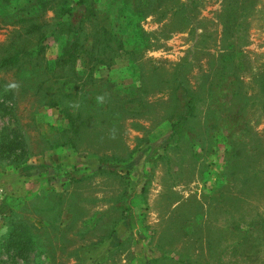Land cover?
I'll use <instances>...</instances> for the list:
<instances>
[{
    "label": "rangeland",
    "instance_id": "374dc122",
    "mask_svg": "<svg viewBox=\"0 0 264 264\" xmlns=\"http://www.w3.org/2000/svg\"><path fill=\"white\" fill-rule=\"evenodd\" d=\"M27 1L0 15V60L33 44L13 23ZM92 1L129 42L66 83L79 137L36 90L64 43L56 10L45 64L0 67V142L26 149L0 155V264H264V0Z\"/></svg>",
    "mask_w": 264,
    "mask_h": 264
},
{
    "label": "trees",
    "instance_id": "16d2710c",
    "mask_svg": "<svg viewBox=\"0 0 264 264\" xmlns=\"http://www.w3.org/2000/svg\"><path fill=\"white\" fill-rule=\"evenodd\" d=\"M137 1V0H136ZM28 10L26 16L13 21V23H22L23 36L27 42H33L28 48L19 46V40L12 42L14 45L9 49L12 54L8 53L1 57L0 67H13L20 68L21 62L30 66H40L45 64L43 61H39L40 57H43L44 53V41L47 38L46 32L49 28V23L43 21V16L48 10H56L59 13L61 22L64 27L60 30L52 31V36L58 35L64 36V43H62L61 51L55 60L54 68L51 69L45 66L40 76H45L38 82L36 87L37 92H42V100H45V105L48 108H58L60 113L64 116V119L68 124V132H72L75 138L81 134L82 122L84 119L83 111L74 109L67 101L69 98L76 97L79 92V86L69 87L66 85L70 79H82L87 80L92 76L95 71L97 72L102 67L110 68L111 63L116 57H119L120 52L122 54L126 51V43L128 40L117 36V33L113 32L108 24L102 19L98 18L95 2L92 0H28ZM122 3L126 4L123 0ZM17 0H0V15H3L6 11L16 10L20 11ZM56 6V7H55ZM128 15H132L131 25H133L132 41L133 38L137 41L140 40V28L138 23L139 4L129 5ZM107 15V14H106ZM108 17H111L107 15ZM113 19V17H111ZM42 20V21H41ZM108 22V21H107ZM25 23V25H24ZM88 29V32H86ZM55 30V29H54ZM54 32V33H53ZM57 32V33H56ZM131 40V39H129ZM19 44V45H18ZM84 55L87 66L82 71L77 72L75 68L76 60ZM44 60V59H43ZM59 70H62L60 73ZM68 70V71H67ZM48 75L49 77H46ZM86 78V79H84ZM65 80V81H63ZM20 84L25 89H29L24 83L20 81ZM58 84V85H57ZM82 93V91H81ZM80 93V94H81ZM8 94V92H7ZM85 99L86 94H82ZM7 98H12L11 93ZM92 105L95 100L90 101ZM5 103H1L3 105ZM4 106V105H3ZM193 106L188 99L185 101V109L181 116L192 114ZM86 114V113H85ZM84 114V117L86 116ZM81 121V122H80ZM80 122V123H79ZM69 141L62 142L60 145H67ZM19 149L21 154H26V149L22 141L9 140L0 142V155L7 156L16 152ZM27 159V158H26ZM24 159V161L26 160ZM100 165V169H102ZM47 169L44 167V171ZM30 236V237H29ZM28 241H18L19 248H23L24 244L31 242V235H27ZM19 240V239H18Z\"/></svg>",
    "mask_w": 264,
    "mask_h": 264
}]
</instances>
